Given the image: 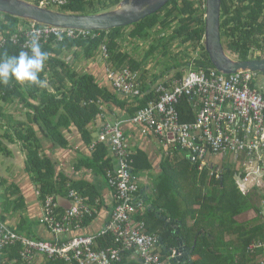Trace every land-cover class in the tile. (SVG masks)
<instances>
[{
	"label": "trees",
	"instance_id": "16d2710c",
	"mask_svg": "<svg viewBox=\"0 0 264 264\" xmlns=\"http://www.w3.org/2000/svg\"><path fill=\"white\" fill-rule=\"evenodd\" d=\"M121 2L70 0L58 11L92 15L110 11ZM205 15V0H171L161 11L132 26L92 31L88 37H65L62 42L53 40L42 45L48 54L40 74L42 84H20L14 79L7 85L0 84V157L9 154L8 144L22 145L27 157L25 171L37 189L42 206L49 196L68 198L71 190L90 198L91 203L102 199L100 185L74 180L65 171L57 172L55 160L46 153L45 142L68 150L67 133L77 132L89 152L80 154L74 171L84 169L110 187L108 172L116 171L117 160L110 143L101 141L106 127L128 122L124 125V134L130 144L125 127L130 125L141 134L140 128L130 121L156 100L152 85L168 80L173 70L174 77L181 79L191 68H214L204 46ZM29 27L31 24L24 20L0 13V39L7 40L0 46V56H15L24 50L21 43L11 40L16 34L23 39L22 30ZM221 35L227 53L238 60L263 58L264 0H223ZM188 45L193 46L194 52L201 49L198 59H192ZM181 46L186 50L175 53L173 48ZM104 47L109 52L105 61L101 59ZM142 47L147 48L144 54ZM84 61L99 63L115 72L128 69L139 74L141 91L148 94L144 97L122 95L106 75L79 71L76 65ZM159 65L165 71L152 73ZM192 104L191 99L185 98L178 107L181 123L196 120ZM14 107L21 108V120L13 114ZM158 146L162 155L155 164V155L139 147L134 149L130 144L133 175L153 178L152 197L146 212L138 211L135 218L146 223L149 234L158 235L162 260L171 259L173 251L180 249L183 255L174 264H260L264 249L250 250L253 243L264 244V214L263 206L258 205L259 194H244L240 190L237 170L232 166H225L222 178H210V170L200 172L198 166L192 165L186 150L166 151L162 144ZM102 206V202L95 206L93 217L83 222L84 228L97 217ZM26 208L20 188L9 185L0 165V221L6 223L9 215H19L18 226L14 228L7 222L8 225L20 235L35 238L34 229L40 221L30 222L23 215ZM66 210L59 205L57 217L62 218ZM249 211H254L256 218L237 220ZM229 236L232 239L227 240ZM97 245L99 248L116 246L115 237L112 234L100 237ZM22 251L20 243L0 249V264H23ZM38 262L39 259L37 264H66L63 260L48 258ZM119 264L142 263L132 250L124 252Z\"/></svg>",
	"mask_w": 264,
	"mask_h": 264
},
{
	"label": "built area",
	"instance_id": "2783aa9c",
	"mask_svg": "<svg viewBox=\"0 0 264 264\" xmlns=\"http://www.w3.org/2000/svg\"><path fill=\"white\" fill-rule=\"evenodd\" d=\"M44 8L60 9L70 0H38ZM37 4V3H36ZM25 31V32H24ZM21 35L12 36V42L21 43L24 51L36 36L40 45L62 42L65 37H88L89 30L63 29L31 25ZM96 37V35H94ZM7 43L0 39V46ZM109 52L103 48L101 58L106 60ZM105 74L113 86L124 96H146L138 81L139 74L128 69L112 71L105 67ZM260 75L240 72L221 74L215 68H200L185 72L181 79L171 74L168 80L152 85L156 100L141 109L130 124L140 128V135L154 138L169 151L179 148L188 152L192 165L200 172L209 169L210 178H222L223 170L233 158L243 157L247 175L241 191L247 194L254 186H260L261 205L264 209V86L259 85ZM173 79V80H172ZM191 99L196 120L181 123L178 107L185 99ZM119 122L106 127L101 141H108L116 156V171L108 172L109 185L113 189L114 208L110 221L96 234L84 235L82 226L86 218H92L95 206L101 204L71 190L69 208L58 218L61 197L49 196L43 205L40 223L50 231L53 239H35L20 235L8 223L0 221V249L22 244L23 264H36L39 258L63 260L66 264H119L126 251H135L142 264H174L182 252H174L171 259L162 260L157 252L160 239L147 232L144 221H137L141 180L132 173L131 147ZM96 144L92 145L91 149ZM264 214V210H263ZM112 234L116 246L99 248L97 240ZM257 247L264 249L261 242ZM260 264H264V258Z\"/></svg>",
	"mask_w": 264,
	"mask_h": 264
},
{
	"label": "crops",
	"instance_id": "0c3cea01",
	"mask_svg": "<svg viewBox=\"0 0 264 264\" xmlns=\"http://www.w3.org/2000/svg\"><path fill=\"white\" fill-rule=\"evenodd\" d=\"M84 65L89 66V68H92L93 71H95V69L98 68L96 64L88 63L85 61L83 62V66ZM99 67H101L100 64ZM99 75L102 76L101 73L98 74V76ZM261 86H264V83ZM20 111L21 110H19L18 112L20 116H17V114L13 112V114H15L16 117H19L18 120H21L23 118ZM22 112L25 113L26 111L22 110ZM125 128L128 132V137L130 139V144L132 145V148L136 149L137 147H139L141 149L148 151L151 155H156L158 152V157L159 156L161 157L162 154L161 155L159 154L160 149L155 139L142 137L138 133V131L130 125H126ZM67 136L70 142V149L67 150L61 148H54L51 147V144L45 142L44 144L46 148V153H48L53 158V160H55V163L57 164V169L59 168V171H65V173L70 174V176L74 180H86L92 182L94 185H100L101 187L100 191L102 193L101 200L103 206L98 212L97 217L82 231V234L84 235H94L98 233L110 221L111 213L114 208L113 192L106 183L103 184L100 179H98L99 181L98 182L97 178L92 176L91 173H89L88 171L84 169H82L80 172L74 171L75 168L74 166L78 163L77 161L80 154H87L89 150L83 144L77 132L73 131L72 133H67ZM8 148L10 150L9 154L7 156L0 157L1 173L3 177L9 182V185L15 184L20 188L21 193L25 198L26 206H27L26 211L24 212L23 215L30 222H37L38 220H40V218L43 215V206L42 203L39 201V195L35 185L33 184L29 175L25 171L26 159H27L26 151L23 149L22 145L19 142L8 144ZM228 165L234 167L237 170V175H236L237 184L240 188L247 175V171H246L247 167L244 164L243 157L231 159ZM238 177H241V181L238 180ZM152 186H153V178H150L147 175L142 176L141 188L143 190L142 192H140L139 203H138L139 204L138 211L141 213H145L146 207L147 205H149V197H152V190H151ZM254 192H257L259 194L258 205L261 207V179H260V186L256 185L248 191V193L251 194ZM59 203L63 208H69L71 205V202L68 198H60ZM252 213L255 214V217L251 216ZM254 218H256V213L254 211H249L248 213H245L244 215L238 217L237 220L239 222H243V221L252 220ZM19 221H20L19 215L15 217L9 215L7 217V222L10 225H12L14 228L18 226ZM34 232H35V238L37 239H45V240L53 239V236L50 233V231H48L46 227L41 225V223L34 229ZM230 239H232V237L229 236L227 240ZM176 251L177 250H174L173 254ZM157 252L161 254V249L158 248ZM263 258L264 255L261 259ZM42 260L43 258H40L38 263H41Z\"/></svg>",
	"mask_w": 264,
	"mask_h": 264
},
{
	"label": "water",
	"instance_id": "95a60500",
	"mask_svg": "<svg viewBox=\"0 0 264 264\" xmlns=\"http://www.w3.org/2000/svg\"><path fill=\"white\" fill-rule=\"evenodd\" d=\"M171 0H122L114 9L92 15L64 13L27 0H0V13L17 17L36 26L74 30L109 31L129 27L161 11ZM223 0H206L204 46L214 67L224 75L240 72L264 75V57L241 61L224 48L221 35ZM241 181V177H238ZM180 254L181 250H177ZM182 256H178V262Z\"/></svg>",
	"mask_w": 264,
	"mask_h": 264
},
{
	"label": "clouds",
	"instance_id": "9594fccd",
	"mask_svg": "<svg viewBox=\"0 0 264 264\" xmlns=\"http://www.w3.org/2000/svg\"><path fill=\"white\" fill-rule=\"evenodd\" d=\"M205 9H206V0H205ZM190 46L193 48L192 45H188L187 51H191ZM182 47L183 50H186V47L184 46ZM200 51L201 49L198 48L194 52V54L198 55ZM201 54L202 53H200L198 57H193L192 59H198L201 56ZM47 60H48L47 52L42 50L39 42V38L34 36L29 42V47L27 51L22 50L15 56H7V55L0 56V84L7 85L13 79L20 84H25V83L42 84L43 81H41L40 79V74L44 70L45 62ZM258 74L261 77L263 76L264 78V75L260 73Z\"/></svg>",
	"mask_w": 264,
	"mask_h": 264
},
{
	"label": "rangeland",
	"instance_id": "374dc122",
	"mask_svg": "<svg viewBox=\"0 0 264 264\" xmlns=\"http://www.w3.org/2000/svg\"><path fill=\"white\" fill-rule=\"evenodd\" d=\"M127 32H130L129 31V29L127 30ZM191 47V46H190ZM173 49H175V53H177V52H179V51H183V47L181 46L180 48H173ZM147 50V48L146 47H142V54H144V52ZM190 52H192L191 53V57H198L199 55H200V53H201V51H200V53L198 54V55H196V54H194V51H193V48L191 47V51ZM64 58H66L67 59V57L66 56H64ZM232 58H234V59H236V57L235 56H232ZM94 64H96V66L98 67V68H96L95 69V71H93V69L92 68H89V66H86V65H84L83 66V62H79L76 66H78V70L79 71H83V72H88V73H93V74H102V77H105V67H103V66H101V67H99V64H97L96 62L94 63ZM155 65V63L152 65V66H154ZM101 68V69H100ZM152 68V67H151ZM96 70H98V71H96ZM99 71H100V73H99ZM163 71H165V68L162 66V65H159L158 67H154V69L152 70V73L153 72H157V73H161V72H163ZM188 71V70H187ZM176 71L175 70H173V71H171V72H169V74H172V75H174V73H175ZM263 83H264V78H263V76L262 77H260V79H259V85L261 86V85H263ZM21 108L20 107H14L13 108V112L15 113V114H17V116H20L19 114H18V112H19V110H20ZM18 119H19V117H17ZM75 145H76V143H75ZM166 154V153H165ZM157 156L155 155L154 156V161H155V164H158L159 163V160L161 159V157L159 156L157 159ZM59 171V168H58V170H57V172ZM140 180L142 181V177L140 178ZM264 210V209H263ZM251 216L252 217H255V214L254 213H252L251 214Z\"/></svg>",
	"mask_w": 264,
	"mask_h": 264
},
{
	"label": "bare ground",
	"instance_id": "6f19581e",
	"mask_svg": "<svg viewBox=\"0 0 264 264\" xmlns=\"http://www.w3.org/2000/svg\"><path fill=\"white\" fill-rule=\"evenodd\" d=\"M37 239V238H35ZM260 244V242H256V243H253L252 246H251V251L252 252H255L256 250H260L261 248L257 247L258 245ZM22 253V252H21ZM22 257V256H21ZM40 259V258H39ZM44 259V258H43ZM37 264V263H36Z\"/></svg>",
	"mask_w": 264,
	"mask_h": 264
}]
</instances>
